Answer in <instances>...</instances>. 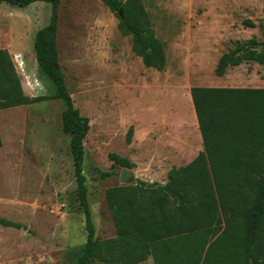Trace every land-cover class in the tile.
Returning a JSON list of instances; mask_svg holds the SVG:
<instances>
[{
  "label": "rangeland",
  "instance_id": "1",
  "mask_svg": "<svg viewBox=\"0 0 264 264\" xmlns=\"http://www.w3.org/2000/svg\"><path fill=\"white\" fill-rule=\"evenodd\" d=\"M143 1L165 46L162 71L144 65L101 0H60L58 7L60 64L75 106L89 119L84 172L101 241L115 236L105 192L123 185V170L127 184L137 176L167 181L173 166L204 150L192 87L264 88V66L255 62L215 74L233 40L256 36L264 44V0ZM50 16L49 3H0V49L31 98L53 92L34 50L35 35ZM65 107L61 99H48L0 109V218L22 225L0 224V264H75L86 242L70 138L62 130ZM113 153H135L136 167L114 165Z\"/></svg>",
  "mask_w": 264,
  "mask_h": 264
},
{
  "label": "trees",
  "instance_id": "2",
  "mask_svg": "<svg viewBox=\"0 0 264 264\" xmlns=\"http://www.w3.org/2000/svg\"><path fill=\"white\" fill-rule=\"evenodd\" d=\"M101 1L117 16L121 34L132 37V50L144 65L164 70L165 46L144 1ZM36 2L51 5L49 23L37 31L34 50L39 72L50 80L53 92L27 96L9 53L0 49V109L48 99L65 102L62 130L70 138L87 233L75 264H140L150 256L157 264V246L162 243L174 245L170 253L176 264H264V88L192 87L204 150L190 163L173 166L165 184L137 179L108 188L105 197L115 236L101 241L96 236L84 172L89 119L75 106L60 64V0H0L19 7ZM249 62L264 66V44L256 36L233 40L220 56L215 74L222 77L229 69ZM133 134L131 126L129 141ZM110 158L126 169L136 166L115 153ZM0 224L22 227L4 218Z\"/></svg>",
  "mask_w": 264,
  "mask_h": 264
},
{
  "label": "crops",
  "instance_id": "3",
  "mask_svg": "<svg viewBox=\"0 0 264 264\" xmlns=\"http://www.w3.org/2000/svg\"><path fill=\"white\" fill-rule=\"evenodd\" d=\"M134 144H137L136 140L134 141ZM134 155H135V153L131 154L129 156V159L136 165L135 161H133ZM137 179H139L138 176L135 178V181ZM140 180H143V179H140ZM143 181L150 182V183L154 182V181H147V180H143ZM132 183H134V182H132ZM132 183H130V184H132ZM158 183L165 184L166 181L160 180V181H158ZM123 185H125V184H123ZM208 246L209 245L206 246V249L208 248ZM173 247H174V245H170L168 243H162V244L157 246L158 257H159L157 264H176L174 255L170 253V250H172ZM140 264H156V262L154 260V257L150 256L149 258H147L145 261L141 262Z\"/></svg>",
  "mask_w": 264,
  "mask_h": 264
},
{
  "label": "water",
  "instance_id": "4",
  "mask_svg": "<svg viewBox=\"0 0 264 264\" xmlns=\"http://www.w3.org/2000/svg\"><path fill=\"white\" fill-rule=\"evenodd\" d=\"M120 179L122 184H127L130 181L129 173L125 170L121 172Z\"/></svg>",
  "mask_w": 264,
  "mask_h": 264
}]
</instances>
